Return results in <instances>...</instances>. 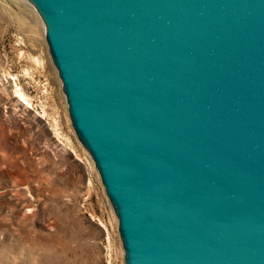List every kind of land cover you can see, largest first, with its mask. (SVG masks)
<instances>
[{
  "label": "water",
  "instance_id": "water-1",
  "mask_svg": "<svg viewBox=\"0 0 264 264\" xmlns=\"http://www.w3.org/2000/svg\"><path fill=\"white\" fill-rule=\"evenodd\" d=\"M125 264H264V0H30Z\"/></svg>",
  "mask_w": 264,
  "mask_h": 264
},
{
  "label": "rangeland",
  "instance_id": "rangeland-1",
  "mask_svg": "<svg viewBox=\"0 0 264 264\" xmlns=\"http://www.w3.org/2000/svg\"><path fill=\"white\" fill-rule=\"evenodd\" d=\"M0 264H125L118 216L30 0H0Z\"/></svg>",
  "mask_w": 264,
  "mask_h": 264
},
{
  "label": "bare ground",
  "instance_id": "bare-ground-1",
  "mask_svg": "<svg viewBox=\"0 0 264 264\" xmlns=\"http://www.w3.org/2000/svg\"><path fill=\"white\" fill-rule=\"evenodd\" d=\"M15 78V77H14ZM15 80H16V78H15ZM16 92H18V94H14V96L16 95H18V96H20V98H21V96H24V92L21 90V89H16ZM25 98H26V96H25ZM20 100H22L24 103H26V104H28L27 103V101H25V100H23V99H20ZM28 102H30V101H28ZM28 106H29V104H28ZM108 245V244H107ZM106 249H108L107 247H106ZM110 250V249H109ZM110 252V251H109Z\"/></svg>",
  "mask_w": 264,
  "mask_h": 264
}]
</instances>
